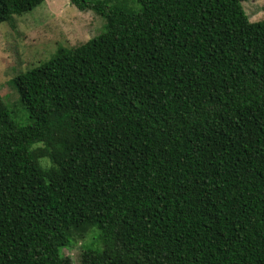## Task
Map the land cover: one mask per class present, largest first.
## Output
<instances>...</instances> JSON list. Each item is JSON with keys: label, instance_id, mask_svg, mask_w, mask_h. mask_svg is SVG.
I'll use <instances>...</instances> for the list:
<instances>
[{"label": "trees", "instance_id": "1", "mask_svg": "<svg viewBox=\"0 0 264 264\" xmlns=\"http://www.w3.org/2000/svg\"><path fill=\"white\" fill-rule=\"evenodd\" d=\"M242 1L69 0L102 31L0 93V264H74L89 227L79 264H264V20Z\"/></svg>", "mask_w": 264, "mask_h": 264}, {"label": "rangeland", "instance_id": "2", "mask_svg": "<svg viewBox=\"0 0 264 264\" xmlns=\"http://www.w3.org/2000/svg\"><path fill=\"white\" fill-rule=\"evenodd\" d=\"M132 0H129L131 4ZM250 21L264 20V0L241 3ZM103 19L92 10L79 11L69 0H44L12 21L0 22V93L6 101L17 103L12 78L33 65L47 60L59 45L71 47L87 41L102 31ZM24 113V112H23ZM20 124L27 123L26 113H13ZM96 227L73 237L72 245L61 254L79 264L83 250H101L102 240Z\"/></svg>", "mask_w": 264, "mask_h": 264}]
</instances>
